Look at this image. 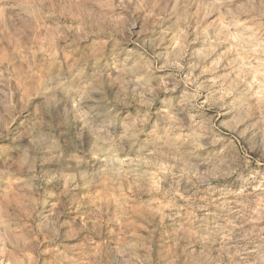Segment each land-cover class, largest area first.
<instances>
[{"label": "clouds", "instance_id": "1", "mask_svg": "<svg viewBox=\"0 0 264 264\" xmlns=\"http://www.w3.org/2000/svg\"><path fill=\"white\" fill-rule=\"evenodd\" d=\"M0 264H264V0H0Z\"/></svg>", "mask_w": 264, "mask_h": 264}]
</instances>
